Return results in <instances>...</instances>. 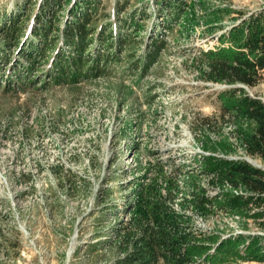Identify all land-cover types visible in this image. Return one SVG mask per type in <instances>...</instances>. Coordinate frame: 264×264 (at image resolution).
<instances>
[{"label":"rangeland","instance_id":"1","mask_svg":"<svg viewBox=\"0 0 264 264\" xmlns=\"http://www.w3.org/2000/svg\"><path fill=\"white\" fill-rule=\"evenodd\" d=\"M19 1L0 0V12L10 13ZM100 1L108 11L115 4ZM129 1L120 17L133 6L137 17L147 9L140 32L132 33L136 24L128 28L137 42L130 46L134 59L162 46L146 70L122 54L98 61L96 76L77 83L26 85L0 95V264H123L132 259L136 235L128 224L134 191L182 163L198 173L190 178L193 190L215 203L174 204L195 235L187 244L210 254L221 240L241 236L245 243L219 264H264L245 253L253 238L264 250V205L219 208L226 194L251 193L216 172L200 174L202 156L243 158L262 169L264 160L244 151L240 135L251 128L245 117L220 118L217 93L228 85L204 79L199 54L218 46L222 32L264 12V0H182L172 32L161 28L156 0ZM240 86L264 103V74L255 86ZM205 255L193 253L189 264H209Z\"/></svg>","mask_w":264,"mask_h":264},{"label":"trees","instance_id":"2","mask_svg":"<svg viewBox=\"0 0 264 264\" xmlns=\"http://www.w3.org/2000/svg\"><path fill=\"white\" fill-rule=\"evenodd\" d=\"M30 1L17 2L10 13L0 12V95L18 88L25 91L26 85L40 89L49 83L57 86L77 83L89 74L96 76L98 61L115 60L122 54L128 56L129 63L134 61L136 70L141 60L144 71L150 64L147 62L154 61L162 47H156V40L152 39L155 47L150 51L142 50L144 57L140 55L137 61L134 59L137 54L134 57L130 46L135 48L137 42L131 36L140 32L137 26L143 24L139 22L145 18L147 9L142 7L137 17L138 7L133 6L129 17L125 14L120 17L129 0H122V4L115 0L110 11L100 0H37V12L29 18L33 7ZM156 4L164 20L161 28L172 32L175 28L173 17L175 23H179L176 15L181 13L182 0H156ZM62 12L63 18L59 15ZM60 19L65 25H59ZM130 24L131 27L136 24L131 28L133 34L128 31ZM52 26L56 30H52ZM218 40V46L199 53L206 68L203 77L206 81L228 85L217 93L218 114L220 118L245 117L251 128L240 135L244 151L264 160V103L240 86L253 87L264 74V12L250 14L222 32ZM201 163L206 165L200 174L216 172L233 188L244 187L251 193L248 196L226 194L224 201L217 202L219 208L240 212L250 203L256 207L264 205V169L243 158L202 156ZM56 166L63 168L62 164ZM158 174L160 176L139 183L134 191L128 224L135 229L136 235L131 242L132 259H126L123 264H189L193 253L198 256L206 253L209 264H219L225 259L223 254L234 253L245 243L241 236L227 238L210 254L206 246L187 244L190 242L187 238L195 235L187 230L186 215L175 211L174 204L189 207L190 203H215L193 190L191 185L197 187V183L189 184L190 178L198 174L193 167L182 163L173 165L168 173ZM258 244L256 238L250 240L245 253L260 261L264 260V250Z\"/></svg>","mask_w":264,"mask_h":264}]
</instances>
